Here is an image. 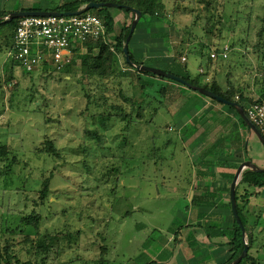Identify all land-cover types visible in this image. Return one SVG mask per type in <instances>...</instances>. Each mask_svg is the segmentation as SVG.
Instances as JSON below:
<instances>
[{
	"label": "rangeland",
	"instance_id": "374dc122",
	"mask_svg": "<svg viewBox=\"0 0 264 264\" xmlns=\"http://www.w3.org/2000/svg\"><path fill=\"white\" fill-rule=\"evenodd\" d=\"M66 1L69 0H0V10H48L52 5ZM162 2L165 16L148 19L155 36L153 49L156 51L152 52L153 57L143 58L141 62L166 71L174 58L179 56L184 63L182 57L185 56L188 57V69L194 76L199 74L201 62L205 66L201 72H205L206 78L213 74L211 67L215 68L223 88L227 79L243 85L252 100L249 105L264 95L261 90L264 0ZM112 13L117 21L122 20L119 15L123 12L113 8ZM10 28L0 27V145L13 148L21 163L13 174L9 173L12 180L9 177L0 179V250L9 241L7 244L19 245V249L14 248V253L23 262L38 259L26 251L27 248L19 251L25 246L23 235L13 236V240L2 229L5 225L23 228L21 220L36 210L46 217L40 231L65 232L69 229V234L81 233L77 244L70 246L68 239L61 242L64 254L59 258L53 254L52 264L60 261L95 264L91 260L97 258L98 249L103 245L111 252L108 259L113 264H143V253H148L156 242L166 240L172 234V224L182 223L185 219L182 211L185 205L160 191V185L162 182L174 183L180 172L176 163L186 157L176 136L177 131L169 132V127L181 129L182 121L179 120L186 119V113L179 119L175 110L166 108L154 115V106L148 107L151 99L142 94L137 78H128L130 81H125L124 86L131 84L125 89L117 72L114 79L103 81L105 89L102 91L94 77L86 78L82 72L81 57L86 54V48L77 49L69 72L58 73L51 68L36 70L29 75L15 67L14 76L9 77L14 64L10 56ZM226 45L231 49L228 60L207 63L211 50ZM160 47L162 51L159 53L157 49ZM208 65L209 73L205 69ZM146 79L156 88L169 83L179 86L177 88L185 92L183 99L187 106L189 95L204 98L205 102L216 101L173 80L158 76H147ZM180 90L173 92L167 103H171ZM123 92H130L141 107H135L133 101H126L121 96ZM98 96H101L99 101L95 98ZM115 106L121 108L117 110ZM223 106L228 109L225 104ZM197 107L187 109L190 110L189 117L202 108L201 105ZM108 115L110 120L104 128L101 117ZM220 119L224 121L219 114L213 118L209 116L206 127L217 124ZM95 135L103 137L102 141L98 142ZM46 140L55 143L61 159L48 154L38 156L35 149ZM168 140L174 141L169 147L165 146ZM250 147L249 152L254 156L253 148L256 147L252 144ZM257 147L255 152L264 154L263 147ZM158 149L162 150L158 152ZM122 154L126 156L123 161L119 158ZM8 165V161L0 159L1 176ZM181 171L187 177L186 168ZM51 173H54L53 193L44 202L45 206L38 207V190L43 178ZM117 178L120 179L119 185ZM127 212L132 214L122 217ZM260 225L258 231L263 230L264 220ZM140 240H144L142 246ZM148 241L149 247L146 246ZM258 241L264 244V230ZM89 246L96 247L90 261L86 255L91 247L84 251ZM256 250L253 249V255L260 258L259 264H264V251L260 249L258 253ZM148 255L145 260L150 262ZM71 258L76 262H71Z\"/></svg>",
	"mask_w": 264,
	"mask_h": 264
},
{
	"label": "crops",
	"instance_id": "0c3cea01",
	"mask_svg": "<svg viewBox=\"0 0 264 264\" xmlns=\"http://www.w3.org/2000/svg\"><path fill=\"white\" fill-rule=\"evenodd\" d=\"M119 16L122 18L121 21H117L114 16L116 29L113 36L115 37L119 36L122 25L130 18L125 13H121ZM149 24L148 20L139 24L135 31L136 34L139 29L138 34H134L130 43L131 52L139 62L143 58L153 57L152 52L156 51L153 49L156 46V44H153V37L155 36L151 32ZM0 27L2 26L0 25ZM10 50L12 49L10 48ZM157 50L160 53L162 48L160 47ZM186 64H188V57ZM199 64L200 72L205 66H202L201 62ZM209 68L210 65L205 68L207 73H209L207 71ZM211 68L214 75L210 73L211 75L207 76V78L220 85L215 68ZM205 78L206 76H203V83H207V78L206 80ZM68 79H71V77L69 76ZM227 80L223 84L226 86L225 88L220 85L223 89L228 88L229 84L236 87L240 84L237 81ZM168 87L169 93L163 109L175 110L174 114L179 119L186 113L184 116L186 119L179 120V122L182 121V131L181 129L175 130V128L169 127V132L177 131L176 136L182 144V151L184 150L186 157L176 163L180 167V172L177 173L174 183L162 182L160 191L185 205L182 209L185 212V219L182 223L172 224L174 226L172 234L166 240L156 242L149 249L150 262L145 260L148 254L146 251L143 253L145 254L144 259L143 257L141 259H143V264L155 262L157 264H223L222 262L226 264L231 257L230 248L228 247V236L209 239L206 229L213 227L232 229L234 227L235 219L230 199L232 181L239 166L245 161H253L259 167L264 168V154L255 152V149L258 148L257 146L261 145L263 149L264 146L253 132H249L244 127L234 111L227 105H225L228 107L226 110L220 103L205 102L204 98L189 95L187 106L186 101L183 99L185 92H182L183 90H180V88L178 89L177 87L179 86L171 83L168 84ZM178 90L181 91H179V95H176L174 100H171V103H167L170 95ZM197 105H201L202 108L195 110L196 112L189 117L190 110L187 109L191 106L193 110L198 108ZM216 114L222 115L224 121L220 119L216 122L217 124L206 127L208 117L213 118ZM251 144L256 147L253 148L254 151L252 150L254 156L249 152L252 149L250 147ZM256 154L261 156L259 157ZM184 167L188 173L187 177L181 171ZM242 180L237 186L239 197L237 202L239 208L243 210L246 225L250 230L252 229L251 226H254V217L264 211V188L250 187L246 183L243 184ZM246 203H248L247 207H245ZM129 214L131 215L132 213L130 212ZM255 231L258 234L261 230L258 231L257 227ZM134 242L137 244L136 241ZM134 242L132 241V243ZM140 243L142 246L144 240H140ZM90 247L85 248L84 251H89ZM93 248L96 249V247H91L90 253L86 255L88 261L92 258L89 259L92 255L91 253L94 252ZM101 249H106L105 260L113 264L108 259L111 256V252L105 245L100 246L98 249L100 252L95 259L99 261ZM200 256L203 257L202 260H200ZM95 259H92L91 262L97 264Z\"/></svg>",
	"mask_w": 264,
	"mask_h": 264
},
{
	"label": "trees",
	"instance_id": "16d2710c",
	"mask_svg": "<svg viewBox=\"0 0 264 264\" xmlns=\"http://www.w3.org/2000/svg\"><path fill=\"white\" fill-rule=\"evenodd\" d=\"M53 1V0H51ZM84 1V2H83ZM90 2H96V3H112L117 4L120 7L117 8L120 11H123L125 14L129 15V19L122 25L121 32L119 36H113L116 29V22L115 18L112 14L113 8L108 7H101L99 9H95L94 12H87L93 15H96L100 17L106 26L107 34L111 35V37H103L98 41H90L84 45V48H86V54L83 55L82 58V72L84 74V77H94L97 81V84L99 87H101L102 91H104V80L111 79L114 77L115 72L118 77L123 80V84H121L122 87L125 89H128L130 87V82L125 86V81H130L128 78L136 77L140 86V90L142 94L145 95L146 99H151V101L148 103V107H153L154 115H157L160 110L164 108V103L167 100L168 93H169V87L165 85H161L160 88H156L152 85V83L147 80V76H157L155 74H152L150 72H143L139 71L136 68H133L130 64L127 63L125 55H124V44L125 41L130 33L131 25L134 20V14L126 10L124 7H130L136 10L141 11L142 18L139 22H145L148 19L155 20V19H161L165 16L166 11L164 9V3L161 0H69L66 2H60L59 4L52 5L53 7L48 10H40V11H58V12H74L79 10L84 5L90 3ZM116 9V8H115ZM39 11L38 9H26V8H20L18 11ZM11 12L9 11H0V25L1 26H11V42L12 44L10 46H13L15 31L18 20H14L10 23L4 24L2 23V19H5ZM86 13V14H87ZM111 17V18H110ZM104 19V20H103ZM138 24V25H139ZM129 27V28H128ZM262 34V33H261ZM260 34V35H261ZM112 45V46H111ZM12 49V47H10ZM130 50V56L131 60L135 64H144L147 66L154 67L153 65L147 64V63H141L136 60V57L133 55V53ZM76 49L73 51L74 55L76 57ZM212 51V50H211ZM200 53V52H199ZM12 58V57H11ZM262 58L264 59V55H262ZM13 59V58H12ZM209 61L207 63L211 62L212 59L210 58V55H208ZM13 66L9 77H13V72L15 67H21V65L16 62L13 59ZM73 62L68 65L63 71L69 72L71 70V67L73 66ZM261 65H264V62H262ZM158 68V67H157ZM41 69L47 70L51 69V67L46 66L41 67ZM23 70V69H22ZM203 70V69H201ZM198 72L199 74L197 76H194L188 69V65L186 63L181 62V58L178 56V58H174V61L171 62L168 65V69L166 70L168 73L174 74L181 79L187 81L188 83H191L194 86L197 87H204L207 90H210L217 94L218 96L224 98L225 100L233 103L240 104L246 111L249 105V101H252L251 98H249L248 93H246V88L243 87V85H239L238 87L229 84L230 86L226 89H223L217 82L210 81L208 83H203L202 78L205 75V72ZM24 71V70H23ZM55 71V70H54ZM62 71V72H63ZM26 74H33L28 73L24 71ZM57 72V71H56ZM59 73V72H58ZM161 79H166L161 76H158ZM263 83L261 86V90L264 91V74L262 75ZM114 79V78H113ZM169 80V79H168ZM189 89V88H188ZM191 90V89H190ZM128 91V90H127ZM193 92H196L194 90H191ZM105 93V92H104ZM199 93V92H197ZM121 96L126 101H133L134 106L136 105L141 107V103H136L135 97L130 93L123 92L121 93ZM97 101L101 99V96L95 97ZM264 95L261 96L259 100L254 103L258 102H264ZM218 102V101H215ZM222 104V103H220ZM251 104V103H250ZM224 105V104H222ZM228 106V105H227ZM134 107V109H135ZM231 108L235 115L239 118L240 122L244 125L245 128L248 129L249 132L251 130L249 127L245 124L239 113L234 107L228 106ZM121 107L115 106V109H120ZM137 108V109H138ZM136 110V109H135ZM110 120V116H102L101 117V125H103L104 128H107V121ZM98 142H101L103 137L95 135L94 137ZM179 139V138H178ZM173 140H168L165 146L169 147L173 144ZM162 149H158L157 151L160 152ZM35 152L40 155L48 154L52 155L58 159H61L62 156L58 149L56 148L55 143L50 141H42L39 144V147L35 149ZM36 154V155H37ZM125 155H119V158L123 161L125 160ZM0 159H4L9 162V165L7 166L6 172H4L3 176L0 175L1 178L9 177L11 180L13 179V176L9 173H14L15 169L17 170V167H20L21 159L19 158L17 152L13 148H11L8 145H0ZM12 173V174H13ZM53 180H54V173H51L49 177H44L41 183V187L38 190L39 194V201L40 204L38 207H43L46 204L44 203L47 201L50 197V195L53 193ZM118 185L120 184V179L117 178ZM242 183L248 184L250 187L263 189L264 188V174L263 173H257L252 170H246L243 174V180ZM4 189V188H3ZM237 201H239L238 197V190H237ZM39 203V202H38ZM247 207L248 203L245 204ZM232 207V206H231ZM239 207V206H238ZM239 216L241 220L243 221L247 235H248V244L250 247V250L248 252V255L240 264H259L258 261H260V258H257L253 255L252 251L254 248H257V252L259 253L261 250L264 251V244H259L258 237L262 234L261 230L257 235L255 229L257 227H260L261 223L264 220V211L258 213L254 219L255 222L253 223L254 226L251 227L252 229H248L245 221V217L243 214V210L238 208ZM130 213V212H129ZM128 212L123 214L122 217H128L130 214ZM234 216V214H233ZM46 217H43L42 214L39 212H36V210H33L31 214L26 215L25 218L21 220V225H24L23 228L17 227V228H10L7 225H5L2 229H4L5 233L13 236L23 235L24 236V243L25 246L21 247L22 251L23 249H26V251H29V253H32L34 257H37L38 259L34 261H27L23 262L17 255L14 253V248L17 247L19 249V245L15 243H7L3 247V249L0 250V264H52V255L54 254L56 258L61 257L62 254H64V247H60L61 242L63 240L68 239V244L74 245L77 244V241L79 240V233H76V235L69 234V229L65 232H59L58 230H45L40 231V227L43 220H45ZM235 219V218H234ZM25 227L28 229L26 230ZM68 232V234H66ZM81 234V233H80ZM206 234L209 239H212L214 237H226L229 238L228 247L230 248L231 257L226 262V264H231L235 260H237L244 248H245V242L243 240V232L239 225L237 224L236 220L234 222V227L232 229H221V228H207ZM14 240V237H13ZM23 243V245H24ZM31 246V248H28ZM147 247L150 246V242L148 241ZM261 249V250H260ZM28 253V254H29ZM56 253V254H55ZM104 255V256H103ZM107 255L106 249H101L100 258L99 261L95 260L97 264H110V262L105 260V256ZM75 258H71V262L75 263ZM101 261V262H100ZM85 262V261H84ZM58 263V260H57ZM56 264V263H53ZM59 264H70V263H64V261H60Z\"/></svg>",
	"mask_w": 264,
	"mask_h": 264
},
{
	"label": "built area",
	"instance_id": "2783aa9c",
	"mask_svg": "<svg viewBox=\"0 0 264 264\" xmlns=\"http://www.w3.org/2000/svg\"><path fill=\"white\" fill-rule=\"evenodd\" d=\"M109 36L102 19L90 13L21 18L17 22L11 57L28 73L45 66L62 72L72 63L75 49ZM230 51L227 45L213 49L210 58L213 62L226 61ZM182 61L186 63L187 58L183 56ZM246 113L264 136V102L251 103Z\"/></svg>",
	"mask_w": 264,
	"mask_h": 264
},
{
	"label": "water",
	"instance_id": "95a60500",
	"mask_svg": "<svg viewBox=\"0 0 264 264\" xmlns=\"http://www.w3.org/2000/svg\"><path fill=\"white\" fill-rule=\"evenodd\" d=\"M101 7H108V8H119L120 6L117 4H112V3H96V2H90L88 4H86L85 6L81 7L79 10L74 11V12H58V11H17V12H11L5 19H2V23L7 24L10 23L14 20H18L21 18H26V17H51V16H58V17H70V16H79V15H83L91 10H95V9H99ZM126 10L131 11L134 14V20L132 22L131 25V29H130V33L125 41L124 44V55L126 58V61L128 64H130L133 68H136L139 71H143V72H150L152 74H155L157 76H161L163 78L169 79V80H173L176 81L184 86H186L187 88L194 90L196 92H199V94L207 96L213 100L218 101L219 103L234 107L237 112L239 113V115L241 116V118L243 119V121L245 122V124L249 127V129L251 130V132H253L257 138L259 139V141L262 143V145L264 146V136L261 133V131L257 128V126L250 120L249 116L247 115L245 109L238 103H233V102H229L227 100H225L224 98L218 96L217 94H215L214 92L207 90L204 87H197L192 85L191 83H188L187 81L181 79L180 77L168 73L167 71H164L162 69L156 68V67H151V66H147L144 64H135L132 60H131V56H130V43L131 40L135 34L136 28L142 18V13L139 10L130 8V7H124ZM1 20V19H0ZM246 170H252L255 171L257 173H263L264 174V168L259 167L257 164H255L253 161H245L243 162L235 176L234 179L232 181L231 187H230V199H231V206H232V212L234 214V218L237 222V224L239 225V227L241 228L242 232H243V240L245 242V248L241 254V256L235 260L234 262H232L231 264H240L243 259H245L248 255V252L250 250L249 244H248V235H247V231L245 228V225L243 223V221L241 220L240 216H239V212H238V202H237V186L238 184L241 182L242 178H243V174Z\"/></svg>",
	"mask_w": 264,
	"mask_h": 264
},
{
	"label": "bare ground",
	"instance_id": "6f19581e",
	"mask_svg": "<svg viewBox=\"0 0 264 264\" xmlns=\"http://www.w3.org/2000/svg\"><path fill=\"white\" fill-rule=\"evenodd\" d=\"M77 1V0H76ZM162 1V0H161ZM84 2V1H83ZM177 2V1H176ZM91 13V12H90ZM111 18V17H110ZM104 20V19H103ZM129 28V27H128ZM142 44V43H140ZM112 46V45H111ZM201 112V111H200ZM204 119V118H203ZM208 124V123H207ZM206 133V132H205ZM211 151V150H210ZM229 155V154H228ZM261 156V155H260ZM256 158V157H255ZM204 161V160H203ZM211 161V160H210ZM232 163V162H231ZM258 163V162H257ZM206 174V173H205ZM211 190V189H210ZM216 196V195H215ZM222 197V196H221ZM258 198V197H257ZM239 208V207H238ZM246 211V210H245ZM243 215V214H242ZM252 216V215H251ZM254 217V216H253ZM221 220V219H220ZM252 221V220H251ZM252 227V226H251ZM249 229V228H248ZM229 242V241H228ZM104 256V255H103ZM96 258V257H94ZM96 260V259H95ZM101 262V261H100Z\"/></svg>",
	"mask_w": 264,
	"mask_h": 264
}]
</instances>
